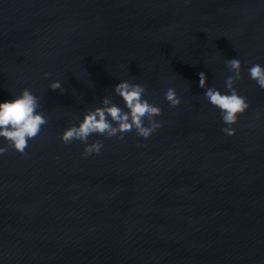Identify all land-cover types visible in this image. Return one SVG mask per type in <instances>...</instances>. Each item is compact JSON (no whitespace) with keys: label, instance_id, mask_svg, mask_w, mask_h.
I'll return each instance as SVG.
<instances>
[{"label":"water","instance_id":"95a60500","mask_svg":"<svg viewBox=\"0 0 264 264\" xmlns=\"http://www.w3.org/2000/svg\"><path fill=\"white\" fill-rule=\"evenodd\" d=\"M233 57L249 108L227 135L198 73L227 91ZM254 63L264 65V0H0V100L27 87L47 118L23 153L0 155V264H264ZM119 79L144 84L162 109L144 147L133 134H92L102 148L88 156L79 140L62 143L102 96L122 105Z\"/></svg>","mask_w":264,"mask_h":264},{"label":"clouds","instance_id":"9594fccd","mask_svg":"<svg viewBox=\"0 0 264 264\" xmlns=\"http://www.w3.org/2000/svg\"><path fill=\"white\" fill-rule=\"evenodd\" d=\"M224 63L231 73L225 78L227 91L209 86L204 71L198 73L199 87L204 89V98L219 110L220 117L226 125L222 131L227 135H234L236 130L231 125L236 123L238 116L249 108V103L234 86L241 78L240 59L225 58ZM247 71L249 78L264 89V65L254 63ZM42 75L48 77L50 74L43 72ZM89 82L91 84V81ZM48 88L64 92L59 79L49 81ZM111 90L121 99L122 105L114 102L109 95L102 96L98 105L87 108L76 123H70L59 133L62 143L69 144L73 140H79L83 143L81 155L88 156L99 153L102 148L99 139L88 142L92 134L106 137L115 135L118 139H123L125 134H133L141 141L138 147H144L142 141L162 126V122L156 119L162 113L161 107L149 99L150 91L144 84L129 79H119ZM164 98L171 107L181 103V98L173 87L166 89ZM39 109L40 97L27 87L20 89L18 94L11 95L10 99L0 100V140H2L0 155L8 147L21 153L25 151L28 141L34 138L47 123V118Z\"/></svg>","mask_w":264,"mask_h":264}]
</instances>
